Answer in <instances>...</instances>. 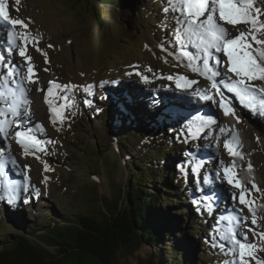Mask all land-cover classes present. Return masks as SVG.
I'll return each mask as SVG.
<instances>
[{"label": "rangeland", "instance_id": "1", "mask_svg": "<svg viewBox=\"0 0 264 264\" xmlns=\"http://www.w3.org/2000/svg\"><path fill=\"white\" fill-rule=\"evenodd\" d=\"M131 1L122 3L119 8L101 5L96 18L89 7L85 9L86 0H81L83 6L69 0H5L9 17L22 20L27 28L19 25L26 30L21 35V41H5L0 56L3 52L17 54V59L22 62V73L28 65L19 55V50L25 48L32 58L38 82L33 83L31 116L42 123L43 132L39 138L54 143L47 145L46 153L37 152L40 157L37 159L32 154H23V149L12 135L16 129L12 130L9 138H0V150L11 152L10 156H6L9 161L7 167L13 174L11 180L0 177V236L14 237L21 227L25 231L28 223H32L37 231L42 230L43 222L44 225L53 224L56 230H66L70 226L66 222L74 223L76 215L91 214L99 204L88 196L89 188L87 190L88 184L93 182L87 177L96 174L93 173L94 164L96 169L104 167L106 180L100 178L99 184L101 187L109 184L106 188L110 194H115L122 187L131 172L144 169L153 182L162 181L167 188L175 191L166 194L173 202L169 201L167 207L164 204L161 208L171 209L169 212L182 210L178 213L181 219L178 235L183 243L188 244L194 259L192 264H224L232 257L213 246L218 235L226 231L225 225L218 224V221L230 220L229 215L224 216L223 212L234 208L237 214L247 217V225H242L239 231L247 233L249 241L258 242L249 228H255L258 233L264 232V108H260L261 114H256L241 104L238 98L237 102L236 97H231L233 103L230 102V106L235 115L221 114L212 136L207 131L198 142H192L185 134L188 132L187 122L185 124L179 115L165 111L167 104L177 101L170 94L191 97L176 94L173 91L177 87L175 79L167 77L180 75L198 81L189 87L207 88L209 93L213 89L211 81L191 71L186 66V60H177L168 54L176 51L170 43L176 24L173 19L175 14L163 11L167 0ZM256 6H264V0H256ZM224 26L233 37L238 35V30H246L243 24ZM25 33L34 38L29 39L30 44L26 45L28 51L24 46ZM160 44H164L168 51H162ZM253 47L256 45L253 44ZM0 64L6 73L8 67L2 61ZM227 70V67L221 68L223 74ZM226 76L235 78L233 74ZM143 77L148 78L147 82ZM50 81L68 86L67 95L70 97V107L62 110L66 118L61 121L58 116L55 125L49 105L40 100L43 91H38L49 87ZM250 83L264 88V82ZM166 90L170 94H166ZM60 94H64L63 90ZM164 97H167V102ZM182 100L179 99V102ZM215 101L211 102V107L217 105ZM57 103L63 104L64 101L58 100ZM255 103L257 106L262 103L259 96ZM130 125L136 126L135 131L146 127L150 129H146V136L139 142L130 143L121 153L117 152L119 140L116 141L115 137H122ZM236 135L243 158L230 157L223 147L224 139L231 141ZM162 147H167L169 154L157 163L140 160L148 150ZM200 152L209 155L206 163L200 161ZM90 158L94 164L90 163ZM233 160L237 165L236 175L246 187L251 189L253 182L259 187V191L253 190L250 196L256 209L255 225H252L253 217L248 207L239 203V189L230 186L223 178V166L232 165ZM249 162L251 172L248 171ZM45 164L49 167L48 171H45ZM26 165L30 167L26 168ZM217 172L220 174L218 179ZM174 176L181 179L180 188L175 183L168 186ZM18 177L21 180L17 183ZM25 187L27 192L22 191ZM201 187L207 191L204 197L200 196ZM214 187L220 188L219 201L210 209L207 200L213 205L216 199L209 197L213 191L209 195L208 192ZM35 189H39V198H35ZM182 189L188 192L184 193L187 200L181 201L178 196H182ZM231 194H235L237 199L233 200ZM30 196L33 197L31 202L24 203ZM9 198L13 203L7 202ZM225 200L226 205L221 206ZM197 202H201L199 206ZM179 203L183 204L182 207ZM216 207L219 209L212 214ZM241 208L243 211L239 212ZM49 213L65 224L60 225L58 221L47 218ZM171 241L174 239L171 238ZM48 249L58 251L54 247ZM144 254L147 252L144 251ZM257 256L264 259V251L258 252ZM251 264H255V260Z\"/></svg>", "mask_w": 264, "mask_h": 264}, {"label": "snow or ice", "instance_id": "2", "mask_svg": "<svg viewBox=\"0 0 264 264\" xmlns=\"http://www.w3.org/2000/svg\"><path fill=\"white\" fill-rule=\"evenodd\" d=\"M163 11L166 14L169 12L175 14L173 19L176 28L170 43L176 51L168 54L177 60H186V66L191 71L211 81V88L217 90L220 97L218 103L225 115H235V110L226 102L225 90L254 113L261 114L260 108H264V88H257L250 82H264V19H261L264 17V6H256V0H167V6ZM0 19L9 25L27 28V24L22 20L10 19L5 0H0ZM225 24L232 26L243 24L246 30H238V35L233 37L224 26ZM13 39H15V33H13ZM23 39L25 46L29 39L34 40L27 34ZM35 42L38 43V41ZM253 44L256 47H253ZM159 47L162 51H168L164 44H160ZM19 55L24 57L28 65L27 77L20 71L19 64L10 65L6 73L3 71V65L0 64V138H9L12 130L16 129L14 136L23 149V154L25 156L32 154L39 159L36 153H46L47 145L54 142L41 140L39 137L43 132V126L34 124L31 120V100L26 84L37 83L38 76H36L32 58L27 55L25 48L19 50ZM2 60L3 57H0V61ZM45 62L48 63L47 60ZM222 67H227L235 78L225 77L221 71ZM143 79L145 82L148 80L147 77ZM167 79H175L177 87L183 88L198 83L180 75L169 76ZM222 88L224 90H221ZM53 89H56V92H53ZM60 90H63V95L60 94ZM67 90L66 85L49 82L45 102L49 105L53 125L57 123L58 116L61 117V121L66 118L62 115V110L70 107ZM38 91H44V89H38ZM193 95L204 101L216 102L207 89L201 91L196 88L193 90ZM258 96L262 102L259 106L255 103ZM58 100H63L64 103L59 104ZM220 131L225 130L220 129ZM185 134L190 135L188 132ZM224 147L230 156L243 158V153L239 151L241 147L239 143H236L234 148L230 140H225ZM0 156H3V150H0ZM9 159L15 163L12 158L9 157ZM4 169L5 164L0 160V174ZM236 169L235 160L232 165L223 166V178L230 186L239 189V203L248 207L253 217L252 225H255L257 223L256 209L253 207L250 196L253 190L259 191V187L253 182L252 188L248 189L236 175ZM48 170L49 167L45 164V171ZM251 170L252 165L249 162L248 171L251 172ZM219 175L217 172V179ZM46 181L47 177H45ZM22 191L27 192L28 188L25 187ZM39 195V189H35V198H39ZM231 195L233 200L237 199L235 194ZM32 198L30 196L29 199L24 200V203L31 202ZM7 202L13 203L12 198H9ZM199 203L201 202H197V206ZM233 211L237 210L233 209ZM242 211L241 208L239 212ZM219 223L225 225L226 231L218 235L213 246L219 247L225 255L232 257L224 264H251L253 260L255 264H264V259L257 256L258 252L264 251V232L258 233L255 228H249L258 242L249 241L247 233L239 231L242 225H247V217L239 214L234 219L218 221Z\"/></svg>", "mask_w": 264, "mask_h": 264}, {"label": "trees", "instance_id": "3", "mask_svg": "<svg viewBox=\"0 0 264 264\" xmlns=\"http://www.w3.org/2000/svg\"><path fill=\"white\" fill-rule=\"evenodd\" d=\"M91 1L111 8H119L126 1L133 2ZM126 128L122 137H115L116 141L119 140L116 148L120 153L130 143L143 139L146 129H150L146 127L135 131L137 128L132 125ZM168 154L167 147L151 149L140 160L157 163ZM173 183L180 188L179 177L174 176L168 186ZM170 193L175 191L167 188L162 181L153 182L144 169L133 171L122 188L119 187L115 194L108 193L106 201L109 207L105 212H99V216L76 215L74 223L66 222L70 225L66 230H56L53 224L44 225L43 222L42 230L37 231L32 223H28L25 231L21 227L14 237L0 236V264H122L117 257L131 244L147 252L143 256L144 264H192L194 259L188 244L183 243L178 235L181 220L178 213L182 210L169 212L171 209L161 208L164 204L167 207L169 201L173 202L166 196ZM182 193V196L178 195L181 201L187 200L184 195L187 192L182 189ZM179 204L182 207L183 204ZM48 217L58 221L50 213ZM53 247L58 251L48 249Z\"/></svg>", "mask_w": 264, "mask_h": 264}, {"label": "bare ground", "instance_id": "4", "mask_svg": "<svg viewBox=\"0 0 264 264\" xmlns=\"http://www.w3.org/2000/svg\"><path fill=\"white\" fill-rule=\"evenodd\" d=\"M13 2V1H12ZM12 13V12H11ZM11 19V18H10ZM23 32H26V30H23L19 25H15V26H13V25H9L7 22H5V21H3L2 19H0V49L2 50L3 49V47H2V45H3V43L5 42V41H8V42H14V43H16L17 41H18V43H19V41H21V35H22V33ZM13 33H15V39H13ZM25 34H27L28 36H29V34L28 33H25ZM7 40H6V39ZM16 41V42H15ZM20 44H22V43H20ZM27 44H30L29 42L27 43ZM24 45V44H23ZM25 46V45H24ZM47 46V45H46ZM26 48H27V51H28V47L27 46H25ZM17 51H18V49H17ZM31 51V50H30ZM18 53V52H17ZM47 53H49V52H47ZM4 54V55H3ZM1 57V56H0ZM2 57H3V60H2V62L4 63V64H6L5 66H7V67H9L10 65H16V64H19L21 67H20V71L22 72V64H20V63H22L20 60H18L17 59V54L16 55H13V54H9V53H2ZM23 61V60H22ZM36 73V72H35ZM23 74L25 75V77L27 76V70L24 72L23 71ZM226 74H229V75H232V73H230V72H228V73H226L225 72V77H227L226 76ZM36 76H37V73H36ZM230 77V76H229ZM37 85V84H36ZM26 87L29 89V91H28V96H29V98H30V100L32 101V104L34 103L33 102V100H32V98H33V83H31V84H26ZM164 87V86H163ZM207 87V86H206ZM195 88H200L199 86H195ZM209 89H210V87H208ZM205 89H207V88H202V89H200L201 91H204ZM208 90V89H207ZM166 91H168V90H166ZM166 91H163V92H166ZM170 91H168L166 94H170L169 93ZM208 92H209V90H208ZM210 93H212V92H210ZM165 94V95H166ZM176 94H178V93H176ZM48 95V93L47 92H45V90L43 91V94H42V96L40 97V100H42L43 102H45V97ZM166 96H168V95H166ZM170 96H173L174 98H176V102H174V104H170L172 107H175L177 110H176V112L175 113H173V114H177V115H179L180 117H182V120H184L185 122H187V124L189 125H191V124H193V123H190L189 121H187V119H191V117H190V113L191 112H193L194 110H195V112L197 113L198 112V104H199V102L198 101H192V100H190L189 98H186V99H184L183 101H180L181 102V105H180V102H179V98L178 97H176L175 95H171L170 94ZM188 97H191V96H194V95H187ZM169 97V96H168ZM164 99H165V102H167L168 100H167V97H164ZM161 102V101H160ZM159 102V103H160ZM46 104H48V103H46ZM35 105V104H34ZM33 105V106H34ZM167 105H169V104H167ZM35 107V106H34ZM161 107H163V106H161ZM165 109V108H164ZM163 109V110H164ZM166 111V110H165ZM166 112H168V111H166ZM168 113H170V114H172L171 112H168ZM31 120H32V122L34 123V124H40V125H42V123H40V122H37L36 121V119L34 118V117H32L31 116ZM158 122V121H157ZM44 128H45V125H44ZM14 130V129H13ZM15 132V131H14ZM12 135H14V134H12ZM10 137H12V136H10ZM0 144H1V141H0ZM4 155H6L5 153H3ZM201 157V156H200ZM210 158V157H209ZM0 160H2V158L0 157ZM7 164H8V162H5V177L7 178L6 180H11V179H13V174L9 171V169H8V171H7ZM18 176H19V174H17ZM17 178V177H16ZM5 180V182H7ZM21 179L18 177V179L16 180L17 181V183L20 181ZM8 183V182H7ZM204 190V189H203ZM202 190V193L204 194V192H207L206 190H204L203 191ZM213 199V198H212ZM230 213H233V214H235L236 215V212L235 211H231Z\"/></svg>", "mask_w": 264, "mask_h": 264}, {"label": "water", "instance_id": "5", "mask_svg": "<svg viewBox=\"0 0 264 264\" xmlns=\"http://www.w3.org/2000/svg\"><path fill=\"white\" fill-rule=\"evenodd\" d=\"M69 1L73 3L75 2L76 5L83 6L81 0H69ZM86 2H87V5L85 6V9L88 10V7H89L90 10L94 13L95 17L98 18L99 17L98 7L101 5L96 4L94 1H91V0H86ZM90 163L94 164L91 158H90ZM93 166H94L93 173L96 172V174L95 175L90 174V177L89 176L87 177L88 179L93 181L92 184H88L87 190L89 188L90 194H88V196H91L92 198H94L95 202H98L99 204L97 208H94L95 210L92 208L93 212L91 214H85V215L96 217V216H99V212H105V210L108 209L109 207L106 201V198L108 197L107 192H109L108 190L109 184L107 185L104 184L103 187H101L102 185L99 184L100 183L99 179L103 178V180L104 179L106 180V177L104 174V167L101 166L99 167V169H96V164H94ZM116 192L117 191H115V193ZM118 204L120 207V202ZM6 223L9 225L11 224L9 222H6ZM143 256H145L144 251H142L140 248H137L136 246L131 244V246L126 247L125 250L120 251L119 256L117 258H118V261L122 262V264H144Z\"/></svg>", "mask_w": 264, "mask_h": 264}]
</instances>
